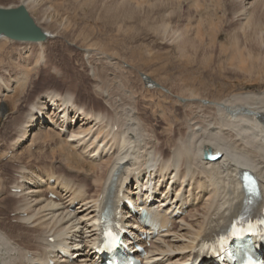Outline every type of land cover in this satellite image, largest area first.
Masks as SVG:
<instances>
[{"label":"bare ground","instance_id":"bare-ground-1","mask_svg":"<svg viewBox=\"0 0 264 264\" xmlns=\"http://www.w3.org/2000/svg\"><path fill=\"white\" fill-rule=\"evenodd\" d=\"M17 1L18 4L14 2L0 7L9 9L24 5L35 19V9L45 6V10L50 9L48 0ZM200 1L153 0L154 5L158 3L160 6L156 34L162 39L173 36L179 49H185L192 42L186 31L190 29L198 36L202 35L200 26H197L202 25V20H199L201 24L197 21L196 27L189 23L179 31L171 27L170 19L175 4L180 5V2L188 10L196 8L200 16H210L211 11L215 12L211 4L213 0L209 3L204 0L206 4L202 1L205 5H199ZM140 2L136 4L144 5ZM147 2L152 4L150 0ZM231 2L241 4V8L232 7V4L235 13H230V9L228 13L236 14L240 22L247 23L253 19V9L264 4V0H224V5H229L225 8H230ZM220 4L221 1L218 9ZM129 12L127 16H130ZM214 12L213 15L217 13ZM37 23L49 33V41L57 37V29L53 32L48 29L44 18H37ZM253 27L255 34L262 32L260 24H253ZM0 41L8 42L5 38H0ZM21 46V53L30 56L34 45ZM37 46L41 50L45 47L42 44ZM258 68L252 66L254 70L247 73L254 74ZM261 74L256 80L254 76L253 80L260 82ZM145 76V83L150 87L172 95L169 89ZM101 85L97 93L106 108L86 107L71 95L61 97L56 92L40 95L28 102L26 118L18 124L16 137L7 149L15 175L10 190L0 194V197L5 196L0 202V264H44L60 249L71 252L74 259L58 264H92L100 237L97 227L100 207L107 202L120 206L124 200L120 192L126 185L131 187L128 185L130 181L133 184L140 181L141 191L135 188L129 194L144 196L146 207L150 209L159 207L156 210L157 225L163 232L156 236L152 230L135 227L134 218L124 224L129 234L147 248L146 264L196 263L202 240L210 239L229 226L240 214L245 200L240 178L245 171H252L260 178L262 195L258 209L260 213L264 211V87L220 101L206 100L195 93L196 97L193 91L186 97L174 95L184 108L192 109L193 113L184 114L183 124H178L185 127V136H180L181 133L174 136L173 129L170 130L171 138L167 143L165 141L168 145L165 152L167 147L164 148L142 120L136 103L132 101L128 103L132 106H126L120 100V105L111 95L106 97L107 88ZM11 92L9 86L2 88L0 98ZM5 112L0 110V116ZM166 122L169 123L168 120ZM206 150L221 154V159L205 161ZM24 151L28 153L26 161L19 159L20 155L26 156ZM15 189L20 192L15 193ZM9 199L16 201L11 204L3 202ZM125 208L116 212L122 214ZM179 211L182 215L178 214ZM145 232L151 236L150 240H141L140 236Z\"/></svg>","mask_w":264,"mask_h":264},{"label":"rangeland","instance_id":"rangeland-1","mask_svg":"<svg viewBox=\"0 0 264 264\" xmlns=\"http://www.w3.org/2000/svg\"><path fill=\"white\" fill-rule=\"evenodd\" d=\"M147 1L149 0H48L49 10H45V6L42 7L43 10L40 7L34 11L35 17L45 19L48 29L52 32L57 29V37L45 44L43 50L34 45L30 56H26L21 53V45L0 41V90L8 86L12 90L7 93L8 96L0 98V110L6 111L0 116V189L3 188L0 194L8 192L13 185L10 183L15 170L7 152L16 137L20 126L18 124L23 123L26 118L28 102L40 95L56 92L55 94L65 97L69 94L86 107L101 109L106 108L97 93L100 88L98 86L102 84V88H107L106 97L111 95L118 103L120 100L125 102L123 105L126 106H132L128 104L132 101L136 103L142 120L149 125L152 134L160 139L164 148L167 147L164 149L167 152L166 143L171 138L170 130L173 129L174 136H179V133L180 136H185L186 129L183 125L180 126L183 124L182 117L193 113L192 109L184 108L174 95L186 97L193 91L196 97L198 95L206 100L220 101L264 87V81H261L264 79V4L253 9V19L247 23L240 22L236 14H230L235 13L232 7L241 8L239 1V7L231 2L230 8H225L229 5L225 6L224 0H213L212 10L215 12L211 11V14L217 13L202 15L203 17L196 12L195 7L191 11L183 2L180 5L176 3L170 19L171 27L181 31L187 24L195 26L197 21L200 23L199 20H202V25H196L200 26V32L204 34L198 36L190 29L186 31L192 42L181 50L173 36H163L165 38L162 39L161 35L156 34L158 30L155 25L160 21L157 15L160 6L158 3L154 5L153 0H150L152 2L149 3L154 5L152 8V4L148 5ZM202 1L205 4L210 2ZM219 1L226 12L221 7V12L218 9ZM18 2L0 0V5ZM129 2H132L131 5ZM136 2L144 5L138 6ZM203 2L199 5H205ZM127 9L130 16H127ZM131 10L135 13L132 14ZM256 23L262 26V32L257 34L253 27ZM41 55L45 60H41ZM255 65L259 67L258 72L247 73L248 70H254L252 66ZM259 74L262 75L260 82L254 81L256 77H260ZM145 75L169 89L173 98L164 90L152 88L145 83ZM177 117L179 119L176 121ZM170 119L171 123L174 122L173 125L169 122ZM26 152L23 153L26 156L20 155L19 159L26 161ZM3 198L5 196L0 197V202ZM13 200L3 202L11 204L16 201Z\"/></svg>","mask_w":264,"mask_h":264},{"label":"water","instance_id":"water-1","mask_svg":"<svg viewBox=\"0 0 264 264\" xmlns=\"http://www.w3.org/2000/svg\"><path fill=\"white\" fill-rule=\"evenodd\" d=\"M0 38H5L10 43L21 45H43L50 40V35L37 23L26 6L17 8L0 7ZM207 159L211 158V152L206 151Z\"/></svg>","mask_w":264,"mask_h":264},{"label":"snow or ice","instance_id":"snow-or-ice-1","mask_svg":"<svg viewBox=\"0 0 264 264\" xmlns=\"http://www.w3.org/2000/svg\"><path fill=\"white\" fill-rule=\"evenodd\" d=\"M244 180L247 181V183L245 184V189L246 190H250V191H254L255 189V185H254V182L251 180V178L247 175H245L243 177ZM107 236H112V233L111 232H107L106 233ZM114 239V237H112Z\"/></svg>","mask_w":264,"mask_h":264}]
</instances>
